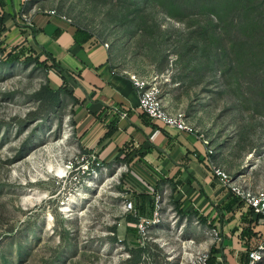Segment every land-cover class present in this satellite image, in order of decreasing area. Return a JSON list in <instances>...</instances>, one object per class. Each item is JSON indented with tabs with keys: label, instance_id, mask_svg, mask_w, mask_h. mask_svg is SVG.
Wrapping results in <instances>:
<instances>
[{
	"label": "rangeland",
	"instance_id": "rangeland-1",
	"mask_svg": "<svg viewBox=\"0 0 264 264\" xmlns=\"http://www.w3.org/2000/svg\"><path fill=\"white\" fill-rule=\"evenodd\" d=\"M26 2L107 43L119 73L156 85L184 115L214 167L264 189V0ZM9 40L0 35V264H208L220 231L169 191L139 210L130 160L87 148L49 67ZM43 87L57 99L39 97Z\"/></svg>",
	"mask_w": 264,
	"mask_h": 264
},
{
	"label": "crops",
	"instance_id": "crops-1",
	"mask_svg": "<svg viewBox=\"0 0 264 264\" xmlns=\"http://www.w3.org/2000/svg\"><path fill=\"white\" fill-rule=\"evenodd\" d=\"M28 3L0 0V35L28 43L41 60L50 64L48 55L59 65L62 71L49 68V84L68 92L84 145L103 158L130 160L145 210L155 195L169 191L180 211L217 228L221 237L211 243L215 253L208 264H245L263 241L264 220L219 183L202 136L150 121L137 110L135 89L103 42L53 10L35 11Z\"/></svg>",
	"mask_w": 264,
	"mask_h": 264
},
{
	"label": "built area",
	"instance_id": "built-area-1",
	"mask_svg": "<svg viewBox=\"0 0 264 264\" xmlns=\"http://www.w3.org/2000/svg\"><path fill=\"white\" fill-rule=\"evenodd\" d=\"M49 13L55 14V11H50ZM21 18L27 24L31 25L29 16L22 15ZM63 18L65 17L63 16ZM103 46L108 48L107 43H104ZM128 77L138 97L137 110L139 112L146 115L150 121L160 122L165 127L183 132H192L191 128L185 123L184 115L172 113L165 107L162 102L160 90L156 85H150L133 75ZM126 115L127 114L123 112L121 117L124 118ZM203 143L208 146L206 141H203ZM208 154H213L212 149H208ZM213 174L218 179L219 183L229 190V192L241 203L251 208L256 214L261 213L264 216V189L254 194L233 183L226 173L216 167H213ZM126 206L128 209L132 208L130 202L127 203ZM215 237L217 241H220L217 233H215ZM247 257L248 260L245 264H264V245H259L255 249L249 251ZM196 262V264H206L207 256L202 255Z\"/></svg>",
	"mask_w": 264,
	"mask_h": 264
},
{
	"label": "trees",
	"instance_id": "trees-1",
	"mask_svg": "<svg viewBox=\"0 0 264 264\" xmlns=\"http://www.w3.org/2000/svg\"><path fill=\"white\" fill-rule=\"evenodd\" d=\"M47 58H48V60H50V64H48V62L46 63V61H43L44 64H46L49 68L54 67V68H57L59 71H62V69L59 67V65L56 62H54V60L51 59L50 56L47 55ZM62 90L68 94V92L66 91V89L64 87L62 88ZM58 93H59V91L53 92L52 90L43 87L37 95L39 97H42V98L45 97L48 100L55 101L58 97ZM128 154L129 153H127L125 155V157H127ZM139 196H140V198L137 197L139 199V202L137 200V202L139 203V210L143 211L144 210L145 197L143 195H139ZM175 207H177V206H175ZM198 218L200 221L203 222V219H201V217H198ZM211 253H214L213 249L211 250Z\"/></svg>",
	"mask_w": 264,
	"mask_h": 264
}]
</instances>
